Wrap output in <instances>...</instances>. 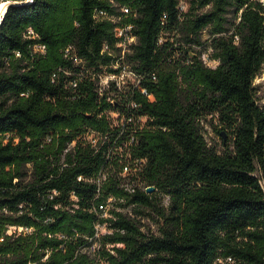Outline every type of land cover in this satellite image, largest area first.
Masks as SVG:
<instances>
[{"label":"clouds","instance_id":"1","mask_svg":"<svg viewBox=\"0 0 264 264\" xmlns=\"http://www.w3.org/2000/svg\"><path fill=\"white\" fill-rule=\"evenodd\" d=\"M5 116L0 264H264V0H0Z\"/></svg>","mask_w":264,"mask_h":264},{"label":"trees","instance_id":"2","mask_svg":"<svg viewBox=\"0 0 264 264\" xmlns=\"http://www.w3.org/2000/svg\"><path fill=\"white\" fill-rule=\"evenodd\" d=\"M10 7L13 9H16L17 12L23 14L31 7V5H29V4H15V5H11ZM95 38L96 37H93V39H95ZM15 123H16L15 120H10L7 116L0 117V127H3L2 130H7L10 125L15 124ZM9 163H11V159L0 156V167H6V165ZM259 206L260 205H258V204L253 205V207H259ZM85 219H88V218L85 217ZM216 219H221V217H216ZM198 259H199V253L197 251V252H194L192 254L193 264H197Z\"/></svg>","mask_w":264,"mask_h":264},{"label":"water","instance_id":"3","mask_svg":"<svg viewBox=\"0 0 264 264\" xmlns=\"http://www.w3.org/2000/svg\"><path fill=\"white\" fill-rule=\"evenodd\" d=\"M13 5H15V4H13Z\"/></svg>","mask_w":264,"mask_h":264}]
</instances>
